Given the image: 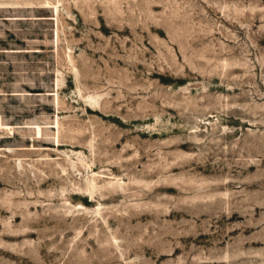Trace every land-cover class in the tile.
Wrapping results in <instances>:
<instances>
[{"label":"rangeland","instance_id":"374dc122","mask_svg":"<svg viewBox=\"0 0 264 264\" xmlns=\"http://www.w3.org/2000/svg\"><path fill=\"white\" fill-rule=\"evenodd\" d=\"M0 264H264V0H0Z\"/></svg>","mask_w":264,"mask_h":264}]
</instances>
